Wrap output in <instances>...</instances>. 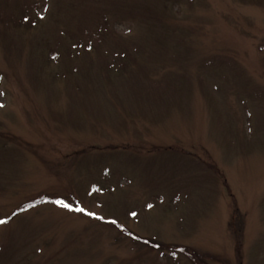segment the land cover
<instances>
[{
	"label": "rangeland",
	"instance_id": "374dc122",
	"mask_svg": "<svg viewBox=\"0 0 264 264\" xmlns=\"http://www.w3.org/2000/svg\"><path fill=\"white\" fill-rule=\"evenodd\" d=\"M0 220V264H264V0H0Z\"/></svg>",
	"mask_w": 264,
	"mask_h": 264
},
{
	"label": "snow or ice",
	"instance_id": "6c2138e0",
	"mask_svg": "<svg viewBox=\"0 0 264 264\" xmlns=\"http://www.w3.org/2000/svg\"><path fill=\"white\" fill-rule=\"evenodd\" d=\"M57 203H62V202L57 201ZM64 207H70V205L64 204ZM76 210H77V211H83L82 208H77ZM89 214H90V215H94V214H92V213H89ZM133 215H135V214L133 213ZM3 223H5V221H4V220H0V224H3Z\"/></svg>",
	"mask_w": 264,
	"mask_h": 264
}]
</instances>
